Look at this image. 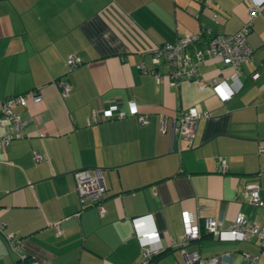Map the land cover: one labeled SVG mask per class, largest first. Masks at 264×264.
<instances>
[{"label":"crops","instance_id":"1","mask_svg":"<svg viewBox=\"0 0 264 264\" xmlns=\"http://www.w3.org/2000/svg\"><path fill=\"white\" fill-rule=\"evenodd\" d=\"M248 9L249 0H0V97L31 87L42 94L15 105L26 119L23 135L0 148V264H16L8 231L48 264H142L137 218L159 230L161 246L147 264H186L192 249L203 257L231 251L232 263L240 250L259 252L253 238H220L203 224L207 216L230 223L239 212L262 221L244 185L258 182L264 199V9L247 33L254 58L238 76L210 55L198 62L200 79L171 83L150 70L168 71L152 62L155 45L206 28L234 32ZM70 54L81 59L72 67ZM224 77L234 92L223 101L209 82ZM59 78L70 84L66 93ZM129 99L147 122L134 115L87 122L93 106L126 108ZM189 105L207 112L191 140L173 126ZM2 120L0 133L8 128ZM95 167L105 184L101 212L75 189L74 171ZM183 209L197 216L198 237L186 239Z\"/></svg>","mask_w":264,"mask_h":264},{"label":"built area","instance_id":"2","mask_svg":"<svg viewBox=\"0 0 264 264\" xmlns=\"http://www.w3.org/2000/svg\"><path fill=\"white\" fill-rule=\"evenodd\" d=\"M264 9V0H249L248 16L239 29L234 32H211L209 28L199 31H190L180 34L174 41H165L155 45L151 49V59L154 64L163 62L168 66L165 74L154 72L158 80L167 78L171 83H176L184 77H195L200 79L198 62L205 55L220 58L223 63L230 65L232 71L230 76H238L240 64L243 61L254 58V51L247 39V33L251 29L253 16ZM204 40L205 45L192 49L191 46ZM80 57L70 54L66 61L70 67L80 62ZM138 66L147 71L148 68L141 60ZM58 85L62 93H66L69 88V82L64 78L58 79ZM201 83V86L205 85ZM214 91L221 100L231 97L234 92L233 87L224 77L222 79L213 78L209 82ZM42 94L38 87H31L26 91L10 94L0 97V125L3 123L2 117L8 120V128L0 133V148L8 144L14 138L23 135V129L26 122L20 112L15 109L17 104H25L29 99L39 101ZM205 110L199 109L196 105H189L181 109L174 115L173 126L175 131L181 137L191 140L195 134L197 120L200 116L206 115ZM134 115L139 122L145 123L148 120V113L139 109L136 100L129 99L127 107L123 108L117 102L95 105L92 107L87 117V122H97L102 119L126 117ZM167 117L161 115L159 119V128L166 130ZM36 157L42 156L39 151H34ZM221 167L225 168V159L221 157ZM75 189L80 202L83 205L95 204L99 211L103 210L102 199L104 196L105 184L102 181V175L99 167L90 170L88 168H79L74 171ZM244 191L248 194L249 200L260 206V217L262 221L251 220L243 212L235 215L233 221L225 223L222 219L213 216L204 218V228L207 232L225 239H249L253 238L259 247V252L250 250H240L241 261L233 262V252L222 251L206 257H203L197 249L185 250L186 264H264V199L260 193V184L256 181L248 182L244 185ZM181 217L184 225V235L186 239L195 238L200 235L201 226L197 216L188 209L181 211ZM139 221V219L137 218ZM135 224L134 233L141 247L142 264H147L152 254L157 252L161 246L159 230L155 226H144L140 223ZM58 231L61 226L58 221L55 222ZM10 249L16 254V264H30L33 259L37 264H48V257L39 252L28 248L25 238L12 231L4 232Z\"/></svg>","mask_w":264,"mask_h":264},{"label":"rangeland","instance_id":"3","mask_svg":"<svg viewBox=\"0 0 264 264\" xmlns=\"http://www.w3.org/2000/svg\"><path fill=\"white\" fill-rule=\"evenodd\" d=\"M220 251H221V250H220ZM7 252H9L8 249H7ZM218 252H219V251H218Z\"/></svg>","mask_w":264,"mask_h":264},{"label":"water","instance_id":"4","mask_svg":"<svg viewBox=\"0 0 264 264\" xmlns=\"http://www.w3.org/2000/svg\"><path fill=\"white\" fill-rule=\"evenodd\" d=\"M10 248V247H9ZM12 252V251H11Z\"/></svg>","mask_w":264,"mask_h":264}]
</instances>
